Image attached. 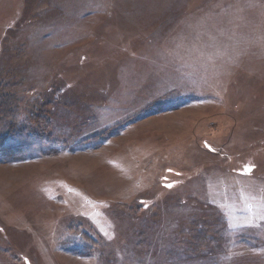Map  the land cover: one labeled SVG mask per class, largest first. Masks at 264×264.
Returning <instances> with one entry per match:
<instances>
[{
  "label": "rangeland",
  "instance_id": "obj_1",
  "mask_svg": "<svg viewBox=\"0 0 264 264\" xmlns=\"http://www.w3.org/2000/svg\"><path fill=\"white\" fill-rule=\"evenodd\" d=\"M0 264H264V0H0Z\"/></svg>",
  "mask_w": 264,
  "mask_h": 264
},
{
  "label": "trees",
  "instance_id": "obj_2",
  "mask_svg": "<svg viewBox=\"0 0 264 264\" xmlns=\"http://www.w3.org/2000/svg\"><path fill=\"white\" fill-rule=\"evenodd\" d=\"M8 150L11 151L13 154H11L10 158L15 159L20 154V147L17 146L16 148L14 146H9Z\"/></svg>",
  "mask_w": 264,
  "mask_h": 264
}]
</instances>
